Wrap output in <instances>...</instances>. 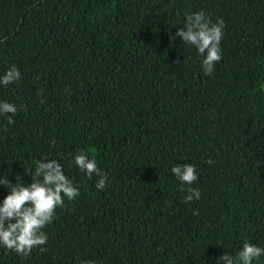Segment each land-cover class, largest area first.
<instances>
[{
    "label": "trees",
    "instance_id": "16d2710c",
    "mask_svg": "<svg viewBox=\"0 0 264 264\" xmlns=\"http://www.w3.org/2000/svg\"><path fill=\"white\" fill-rule=\"evenodd\" d=\"M199 11L225 23L207 76L169 39ZM12 65L21 79L0 102L20 110L0 115V178L30 184L46 157L80 195L43 229L44 251L0 247V264H216L264 248V0H0V76ZM81 150L108 174L102 191ZM184 164L192 185L171 172ZM189 187L201 196L185 204Z\"/></svg>",
    "mask_w": 264,
    "mask_h": 264
},
{
    "label": "clouds",
    "instance_id": "9594fccd",
    "mask_svg": "<svg viewBox=\"0 0 264 264\" xmlns=\"http://www.w3.org/2000/svg\"><path fill=\"white\" fill-rule=\"evenodd\" d=\"M224 28L222 18L213 23L203 11L185 13L183 27L178 28L169 39L175 40L178 37L181 42L193 46L197 53L204 57L201 68L207 76L215 71V65L222 59L220 45ZM20 79L19 69L12 65L0 76V86L6 87ZM42 93L43 89L37 95ZM43 102L42 100L41 103ZM19 110L12 103L0 102V115L8 116V125L14 124L12 117ZM73 162L89 179L93 176L98 178L95 183L97 190L102 191L111 183L108 174L84 151L81 150L74 155ZM206 162L210 165L215 163L211 159ZM34 164L35 173L34 176L30 175L32 180L30 184H25L19 174L14 177L15 183L10 182L7 175L0 178V185L9 191L0 203V247L23 257H28L37 248L44 251L43 246L47 244L48 236L43 229L53 222L56 209L64 206L65 198L71 201L80 195L78 186L64 174L63 165L57 160L45 157L34 161ZM171 172L186 185H192L198 179L195 166L190 164L173 166ZM187 193L183 200L185 204L200 199L201 193L196 188L189 187ZM193 215H198V212L194 211ZM262 256L264 248L245 241L235 256L223 254L217 259L216 264H253Z\"/></svg>",
    "mask_w": 264,
    "mask_h": 264
}]
</instances>
